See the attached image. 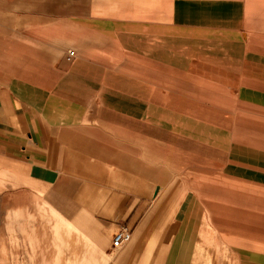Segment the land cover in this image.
Instances as JSON below:
<instances>
[{
	"label": "crops",
	"instance_id": "0c3cea01",
	"mask_svg": "<svg viewBox=\"0 0 264 264\" xmlns=\"http://www.w3.org/2000/svg\"><path fill=\"white\" fill-rule=\"evenodd\" d=\"M35 196L66 264L96 228L108 264H264V0H0V206Z\"/></svg>",
	"mask_w": 264,
	"mask_h": 264
},
{
	"label": "rangeland",
	"instance_id": "374dc122",
	"mask_svg": "<svg viewBox=\"0 0 264 264\" xmlns=\"http://www.w3.org/2000/svg\"><path fill=\"white\" fill-rule=\"evenodd\" d=\"M128 59L129 56H123ZM128 62V60H127ZM26 203L21 205L0 206L1 212L12 213L14 218L10 221L9 230L4 231L0 227V264H50L51 259L66 264V258L71 257L65 252L58 253L57 242L58 234L64 235L68 228L73 226L72 222H65L50 212L39 200L38 196L33 199L26 198ZM3 222H0V225ZM8 222H4L7 224ZM75 234H82L81 229L73 230ZM11 233L9 253L2 251L5 247L1 244L5 233ZM93 235L84 236L91 243V248L95 251L90 254V264H108L111 255L108 252V246L111 239L105 232L96 228L91 231ZM19 250V251H18ZM94 255V256H93ZM68 256V257H67ZM72 259L76 262L78 254H73ZM57 263V262H56Z\"/></svg>",
	"mask_w": 264,
	"mask_h": 264
},
{
	"label": "built area",
	"instance_id": "2783aa9c",
	"mask_svg": "<svg viewBox=\"0 0 264 264\" xmlns=\"http://www.w3.org/2000/svg\"><path fill=\"white\" fill-rule=\"evenodd\" d=\"M69 54L72 56L73 51H70ZM132 238V231L127 227H121L116 230L112 238V247L117 249L123 247L125 244L130 242Z\"/></svg>",
	"mask_w": 264,
	"mask_h": 264
}]
</instances>
